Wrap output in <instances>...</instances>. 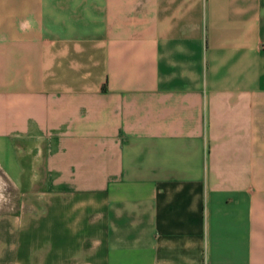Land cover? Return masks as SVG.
Masks as SVG:
<instances>
[{
    "label": "crops",
    "instance_id": "1",
    "mask_svg": "<svg viewBox=\"0 0 264 264\" xmlns=\"http://www.w3.org/2000/svg\"><path fill=\"white\" fill-rule=\"evenodd\" d=\"M0 264H264V0H0Z\"/></svg>",
    "mask_w": 264,
    "mask_h": 264
},
{
    "label": "rangeland",
    "instance_id": "2",
    "mask_svg": "<svg viewBox=\"0 0 264 264\" xmlns=\"http://www.w3.org/2000/svg\"><path fill=\"white\" fill-rule=\"evenodd\" d=\"M18 195L14 186L4 177L0 170V214L7 212L17 206Z\"/></svg>",
    "mask_w": 264,
    "mask_h": 264
}]
</instances>
